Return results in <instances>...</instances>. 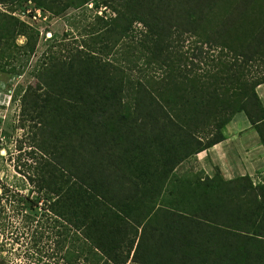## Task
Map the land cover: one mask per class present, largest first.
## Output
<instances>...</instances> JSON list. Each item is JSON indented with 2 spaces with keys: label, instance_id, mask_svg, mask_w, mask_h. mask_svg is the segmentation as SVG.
Wrapping results in <instances>:
<instances>
[{
  "label": "trees",
  "instance_id": "1",
  "mask_svg": "<svg viewBox=\"0 0 264 264\" xmlns=\"http://www.w3.org/2000/svg\"><path fill=\"white\" fill-rule=\"evenodd\" d=\"M31 1L54 14L95 2L110 13L97 15L105 47L123 42L159 72L133 79L82 53L39 64V89L20 104L54 150L50 177L37 182L44 211L23 213L25 224L41 215L57 224L63 264H264V183L247 174L179 183L169 191L176 209L141 208L174 166L223 140L238 111L264 148V70L241 69L264 66V0ZM35 44L33 29L0 8V71L19 73Z\"/></svg>",
  "mask_w": 264,
  "mask_h": 264
},
{
  "label": "rangeland",
  "instance_id": "2",
  "mask_svg": "<svg viewBox=\"0 0 264 264\" xmlns=\"http://www.w3.org/2000/svg\"><path fill=\"white\" fill-rule=\"evenodd\" d=\"M94 3L69 8L61 14H54L31 0L0 4V8L11 11L28 24L36 38L35 48L26 62L25 58L22 60L25 65L19 73L0 71V264H63L61 252L54 246L57 224L52 226L50 219L45 220L42 215L25 224L23 217L25 212L44 211L45 202L37 182L50 177V152L54 150L51 145L43 148L40 138L44 133L39 132L40 126L34 119L23 113L20 104L25 90L39 89L35 77L39 64L82 53L95 55L97 61L114 63L133 79L145 81L159 72L154 64L147 65L143 56L130 57V48L123 42L113 48L105 47L108 40L102 36L97 15L106 18L110 13L102 12ZM16 41L22 44L25 37L18 36ZM224 53L221 56L229 59ZM261 66L252 62L241 69L249 75L264 70ZM261 103L264 106L262 100ZM21 118L25 119L23 126H20ZM228 123L236 128L231 136L230 153L204 150L183 159L168 174L173 180L165 184L154 203L142 204L145 216L152 214L156 207L176 209L169 191L174 196L179 183L191 182L195 186L215 175L227 180L246 174L252 184L264 183V148L255 128L242 111L236 112ZM237 143L240 145L236 146Z\"/></svg>",
  "mask_w": 264,
  "mask_h": 264
},
{
  "label": "crops",
  "instance_id": "3",
  "mask_svg": "<svg viewBox=\"0 0 264 264\" xmlns=\"http://www.w3.org/2000/svg\"><path fill=\"white\" fill-rule=\"evenodd\" d=\"M256 92H257L258 96L260 97V99L262 100V102L264 103V83H261V84L256 86ZM230 124H232V123H228V124L224 125V127L222 128V134L224 136V139L215 143L214 145L208 147L207 149H205L206 152L207 151L213 152L214 150H217L218 152L221 151L224 155H226V152L230 153L231 147L233 145V143H232L233 140H231V136L234 135L235 129H236V128L232 127V125L230 126ZM255 134L258 137L257 132ZM237 145H240V143H237L236 146ZM202 151H204V150H202Z\"/></svg>",
  "mask_w": 264,
  "mask_h": 264
}]
</instances>
